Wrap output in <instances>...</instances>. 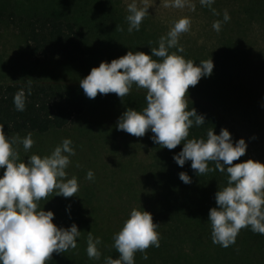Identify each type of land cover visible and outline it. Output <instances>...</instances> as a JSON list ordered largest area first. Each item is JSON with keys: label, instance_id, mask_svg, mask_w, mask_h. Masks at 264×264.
Masks as SVG:
<instances>
[{"label": "rangeland", "instance_id": "374dc122", "mask_svg": "<svg viewBox=\"0 0 264 264\" xmlns=\"http://www.w3.org/2000/svg\"><path fill=\"white\" fill-rule=\"evenodd\" d=\"M128 2L130 0H0V9L7 11L51 14L72 20L88 51L84 65L55 57L35 62L20 30L8 21L0 23V83L51 82L64 89L70 99L83 101L85 107L84 112L63 129L30 132L34 143L28 152L22 144L14 145L23 161L32 154H50L65 138L71 139L75 149L66 172L69 178L75 176L78 180L76 196L64 198L54 196L53 192L39 201V208L53 211V222L59 227L75 223L81 235L77 238V248L60 254L54 252L47 264H104V258L116 250L113 235L134 207L150 212L153 222L160 225L156 229L159 247L146 249L147 260L142 259V253H135V264H230L235 258V248L213 244L208 222L209 210L216 206L215 193L227 183L226 173L215 170L214 163L209 162L213 170L198 176L191 168V161L183 167L165 161L164 148L153 143L150 131L143 137H135L116 129L118 117L127 108L140 110L146 106L145 90L133 85L123 100L114 93H98L94 99H89L79 80L86 77L91 68L103 61L111 62L129 50L150 54L151 47L158 46L159 37L167 33L173 22L187 17L189 30L179 37L184 51L178 54L197 64L201 60H213L208 85L217 97L216 104L245 139L252 159L264 163V23L258 18L264 5L262 2L215 0L209 7L202 6L199 0H188L184 8H166L161 0H147L148 12L140 30L129 33ZM213 9L217 15L213 14ZM225 10L230 20L222 22L217 32L212 23L222 21ZM224 62L228 75H233L232 81L221 73ZM239 83L242 87L237 88L235 84ZM28 133L5 134L24 137ZM181 145L176 148L182 149ZM88 170L94 173L92 180L85 179ZM180 172L187 173L191 183H183L179 179ZM90 231L102 241L98 245L99 260L89 259L86 254ZM247 232V228L240 230L236 246L248 257L245 264H259L258 258H250L243 250L244 243H240Z\"/></svg>", "mask_w": 264, "mask_h": 264}, {"label": "clouds", "instance_id": "9594fccd", "mask_svg": "<svg viewBox=\"0 0 264 264\" xmlns=\"http://www.w3.org/2000/svg\"><path fill=\"white\" fill-rule=\"evenodd\" d=\"M214 2L199 0L202 6L209 7ZM161 3L166 8H184L188 0H161ZM126 11L127 31H139L148 12L147 0H139V3L130 0ZM213 14L217 15L214 9ZM229 20L230 15L225 10L222 21H213V30L219 32L222 22ZM189 26L187 17L175 20L167 33L159 37L158 46L151 47L150 54L129 50L111 62L103 61L91 68L89 74L79 80V85L89 99H94L98 93H114L123 100L133 85L145 90L146 106L140 110L127 108L118 117L116 129L135 137H143L150 131L153 143L169 150L183 144L173 159L180 167L191 161V168L198 176L213 170L209 162L214 163L215 170L226 173L227 183L215 193L216 206L209 210L208 222L212 243L227 248L235 244L242 228L264 235V163L254 159L233 163L245 154L247 144L244 138L234 142L226 128L219 134L208 128L205 137L188 138L193 125L205 124V117L197 114L195 108L186 110L188 89L196 86L202 77L211 76L214 69L212 59L197 64L178 54L184 51L179 37ZM13 105L17 111L25 110L23 88L13 95ZM33 143L30 132L24 137L9 136L0 129V169L3 170L0 175V264H47L54 252L60 254L77 248V238L81 235L75 223L59 227L53 222V211L39 208V201L53 192L54 196L64 198L76 196L78 180L75 176L69 178L66 172L70 157L76 154L71 139H63L48 155L32 154L26 161L21 160L14 145L22 144L28 152ZM93 177V171L88 170L85 179ZM179 179L185 184L191 183L185 172L179 173ZM159 226L153 222L150 212L132 208L112 237L119 256L116 259L105 257L104 264H135L137 252L147 260L146 249L159 247L156 231ZM101 242L100 237L88 232L86 254L89 259H100L98 245Z\"/></svg>", "mask_w": 264, "mask_h": 264}, {"label": "trees", "instance_id": "16d2710c", "mask_svg": "<svg viewBox=\"0 0 264 264\" xmlns=\"http://www.w3.org/2000/svg\"><path fill=\"white\" fill-rule=\"evenodd\" d=\"M241 1L244 3L245 1L249 3L262 2L264 5V0ZM262 7L264 8V6ZM260 15L261 17L258 18L264 23V9L258 12V16ZM4 21L10 22L20 30V33L25 37L27 51L35 62H39L45 57H55L73 64H85L88 51L72 20L51 14H30L24 11L0 9V23ZM233 47L238 55L235 43H233ZM223 65L220 67L221 73L225 78H231L232 81L233 75H228L225 62ZM210 80L211 76L202 77L196 86H190L188 89L186 110L195 108L197 114L205 117V124L199 127L193 125L189 129L188 138L205 137L208 128H213L216 134H219L222 128H226L235 142L242 137L217 106L218 102L215 101L217 97L208 85ZM28 83L29 81L0 83V129L5 133H47L52 130H60L67 127L76 116L84 112L83 101L70 99L66 91L56 84L38 80L30 81L31 94L28 95ZM235 85L237 88L242 87L240 83ZM22 88L25 91L26 106L24 111H17L13 105V95ZM180 150L164 148L163 158L165 161L173 163L175 162L174 154ZM249 159H252V155L247 146L245 154L233 163ZM247 229L245 239L240 242L244 243V249H242L249 253L250 258L257 257L258 263L264 264V235L253 233L250 228ZM236 244L237 240L231 247L233 250L235 248L236 254L233 261L230 260V264H245L248 257H244L242 250L238 249ZM118 256L116 250L109 255L113 259Z\"/></svg>", "mask_w": 264, "mask_h": 264}]
</instances>
